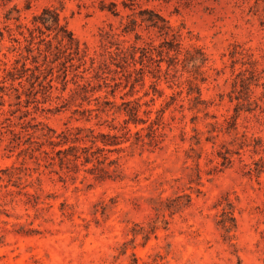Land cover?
<instances>
[{"label": "rangeland", "instance_id": "rangeland-1", "mask_svg": "<svg viewBox=\"0 0 264 264\" xmlns=\"http://www.w3.org/2000/svg\"><path fill=\"white\" fill-rule=\"evenodd\" d=\"M60 1L0 0L4 33L0 85L6 86L0 106V264H264V171L259 176L244 174L237 155L232 165L222 168L216 155L222 137L206 140L212 115L221 120L230 106L226 93L241 67L240 60L234 70L230 67L229 52L239 45L264 70V29L260 25L264 0H258V5L256 0ZM110 2L116 3L119 15L100 9ZM14 6L20 12L11 15H20L19 22H5L4 14ZM46 6L57 8L61 23L86 47L84 62L75 59L66 69L59 61L44 63L42 56L39 66L32 62L27 42L15 25L33 27V17ZM146 8L181 28L184 47L191 52L192 45L203 49L208 56L201 67L205 81H200L190 63L180 61L165 75L163 61L157 79L153 77L156 62L145 60L143 67L138 60L135 65L129 60L126 66L117 56L118 39L134 42L132 33L118 36L127 16ZM5 24L20 45L10 38ZM137 31L142 38L137 45L143 47L149 33L142 26ZM150 34L160 49L163 36L155 31ZM24 62L30 70L21 84L18 80L13 86L10 80L3 83L4 69L20 68ZM188 80L200 87L206 105H196L187 94ZM262 90L256 89L257 96ZM129 100L140 103V117H149L136 128L130 124L133 130L161 118L159 146L123 143L126 148L111 155L118 158L117 178L101 180L84 170H60L48 164L45 152H52L49 129L60 132L87 125L108 131L112 124L119 129L126 116L114 111ZM87 109L91 111L82 112ZM147 110L151 112L145 114ZM87 117H91L89 122H85ZM141 132L146 134L147 129ZM260 155L264 157V152ZM260 155L251 158L247 152L242 158L251 163ZM190 185L194 188L188 208L172 217L155 215L151 197L190 192ZM226 200L233 203L236 217L229 241L217 224ZM150 222L157 229L149 239L141 234L134 237L135 224Z\"/></svg>", "mask_w": 264, "mask_h": 264}, {"label": "trees", "instance_id": "trees-1", "mask_svg": "<svg viewBox=\"0 0 264 264\" xmlns=\"http://www.w3.org/2000/svg\"><path fill=\"white\" fill-rule=\"evenodd\" d=\"M255 2L257 5L259 4L258 0ZM124 6L127 7L125 3ZM29 7L30 5L28 4L26 8ZM262 8L264 10V5H262ZM100 9H106L112 14L119 15V10L115 2H110L108 5H101ZM12 11L18 14L20 12L16 6L8 9L4 14L5 22L13 19L19 22L20 15L13 16L11 15ZM134 13L138 15H134ZM127 17L128 22L124 25L118 36H125L132 33L134 34V42L126 39L117 40V56L122 58L126 66H129V60L134 65L138 60L143 67L145 60L156 62L157 64L153 68L155 71L153 77L159 79V75L162 72L161 62H166L164 72L165 75H168L170 68L176 67L182 61V63L192 64V67L201 76L200 81L203 82L206 80L205 72L201 70V67L208 61V56L199 46L192 45L193 52H191L190 48L182 45L181 28H174L169 20L154 9H140L138 12H133V14H129ZM32 23L33 27L16 23L15 28L18 34L22 35L27 42L25 46L26 51L30 54L32 62L36 64V67L39 66V56H42L44 63L53 64L59 61L60 65L65 69L67 63H73L75 59L84 62L87 56L86 47L82 48L79 40L74 36L72 31L61 23L57 8L52 6L44 7L40 14L33 17ZM260 25L264 29V14L260 19ZM139 26L144 27L149 33V42H146L143 47L137 45V41L142 39L141 34L137 31ZM4 28L7 30L10 38L20 45L21 42L19 38H16L13 29L8 24H5ZM150 31H155L159 36H163V41L159 46L160 49H156L157 46L153 42L154 40L151 37ZM108 34L111 37L113 36V33ZM3 38L4 33L0 28V43ZM34 45H36L35 48ZM41 45H44L43 49ZM235 46L236 48L229 52L231 58L230 67L234 70L239 60L241 67L238 71L234 72L230 83V90L226 93L230 106L225 113L221 114V120L216 115H212L214 121L208 123L210 130H208L209 136L206 137V140L210 141L219 136L222 137L219 149L216 151L222 168L232 165L233 157L237 155L240 162L244 165V174L250 175L255 173L256 176H259L264 171V157L260 155L261 152H264V136L262 135V132H264V81H262L264 78V70L260 71L258 69V61L252 58L251 54H248L239 45L236 44ZM34 50H36V55L33 54ZM154 52L158 56L157 59L153 56ZM182 52H184V57L181 59L179 56ZM164 55H166V59ZM246 57H248V61L245 60ZM247 64L248 66H246ZM143 67L139 68V71H141L140 80H143ZM28 70L30 68L27 67L26 62L22 63L20 68H5V80L3 83L6 80H10L12 82L11 86H13V82L18 80L19 84H21V79ZM133 71L138 70L135 68ZM188 81L190 84L187 94L192 96V100L196 105H206L207 101L202 98L200 87L197 83ZM260 87L263 90L257 96L256 89ZM4 88H6L4 84L0 85V106L3 105ZM159 94L161 95V93ZM20 96L16 95L18 99H20ZM170 97L173 96L171 95ZM219 97L220 101H222L224 94L221 93ZM104 102L108 104L107 102L109 101ZM122 105L123 107L118 106L114 111V113L123 111L126 116L122 124H120L119 129L114 124L109 125L108 131L96 130L87 125L67 127L60 132L49 129L52 135L47 136V138L52 152H45L47 154L48 164L53 167L58 166L60 170L66 169L67 171L73 172L84 170L101 180L117 178V167H119L118 158H113L111 155L114 152L123 151L126 148L123 146V143L130 142V145L143 146L148 144L153 147L159 146L163 134L159 131L161 118L157 117L155 120L149 121L146 127L133 130L130 124H133L136 128L141 123L145 124L149 120V117L147 119L140 117V103L138 102L133 104V101L130 100L123 101ZM84 111L88 112L91 110L87 109L82 112ZM102 112L107 113L106 109H102ZM150 112L151 110L144 111L145 114ZM90 120L91 117H87L85 122H89ZM97 124L102 125V123ZM145 128L147 132L146 134H142L141 131ZM53 136L57 140L53 139ZM197 142L199 143V141ZM247 152L250 153L251 158L254 154L260 156L258 159H252V162L248 163L242 158ZM196 167V184H199L201 183V169L199 164ZM111 171L115 173L113 177ZM193 188L190 185L188 187L190 192L182 190L181 193L175 192L172 196L163 197L159 194L156 197H151V200L154 202L151 208L155 215L159 217V215L164 216L167 214L172 217L188 208L192 202ZM195 191L199 193L200 188L197 187ZM234 209L233 203L230 200H226L223 204L220 219L217 222L223 231L224 239L228 241L232 239L233 231L236 229ZM163 221L167 223L166 219H163ZM135 226L137 228L133 229L134 237L141 234L146 240L157 229L153 222L148 223L146 226L143 224H135Z\"/></svg>", "mask_w": 264, "mask_h": 264}]
</instances>
